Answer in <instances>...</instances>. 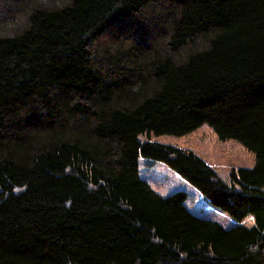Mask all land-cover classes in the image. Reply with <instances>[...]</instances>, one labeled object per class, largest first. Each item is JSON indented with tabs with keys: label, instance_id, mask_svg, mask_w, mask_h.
I'll return each mask as SVG.
<instances>
[{
	"label": "trees",
	"instance_id": "obj_1",
	"mask_svg": "<svg viewBox=\"0 0 264 264\" xmlns=\"http://www.w3.org/2000/svg\"><path fill=\"white\" fill-rule=\"evenodd\" d=\"M0 264H264V0H0ZM205 123L253 152L225 181L139 141ZM212 207L161 195L137 156Z\"/></svg>",
	"mask_w": 264,
	"mask_h": 264
},
{
	"label": "rangeland",
	"instance_id": "obj_2",
	"mask_svg": "<svg viewBox=\"0 0 264 264\" xmlns=\"http://www.w3.org/2000/svg\"><path fill=\"white\" fill-rule=\"evenodd\" d=\"M4 15L5 12L0 14L1 17ZM137 139L139 141H157L189 149L202 158L225 181L229 180L231 170L238 167L249 168L254 164L252 151L233 138H219L205 123L181 135L143 132L137 135ZM137 173L154 191L161 195H168L178 190L184 191L186 193L184 204L196 216L214 220L224 227L235 224L250 227L254 223L253 218L249 215L237 221L227 213L210 206L197 189L161 161L138 155Z\"/></svg>",
	"mask_w": 264,
	"mask_h": 264
}]
</instances>
